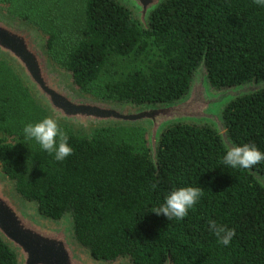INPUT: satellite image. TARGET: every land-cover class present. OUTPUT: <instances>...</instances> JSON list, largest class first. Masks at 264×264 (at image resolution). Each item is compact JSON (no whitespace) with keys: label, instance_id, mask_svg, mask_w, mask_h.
Segmentation results:
<instances>
[{"label":"trees","instance_id":"obj_1","mask_svg":"<svg viewBox=\"0 0 264 264\" xmlns=\"http://www.w3.org/2000/svg\"><path fill=\"white\" fill-rule=\"evenodd\" d=\"M81 35L55 62L84 93L110 57L145 53L149 46L159 53L147 72L108 84L102 97L107 100L136 105L178 100L200 69L216 89L264 83V8L253 0H165L146 26L119 0H86ZM46 46L49 53L52 36ZM0 67L7 65L0 62ZM223 122L232 143H253L264 152V89L231 102ZM1 123L0 133L7 132L3 117ZM111 129L91 138L66 131L72 154L56 161L39 147L29 168L19 167L0 139V169L45 217L58 220L70 213L76 239L95 259L264 264V186L254 176L264 178V162L251 169L227 167L222 163L226 147L214 129L179 124L161 137L155 166L147 144L136 149L108 135ZM189 185L200 187L202 195L187 216L168 221L152 213L172 188ZM209 220L235 229L229 246L217 243ZM0 264H16L1 240Z\"/></svg>","mask_w":264,"mask_h":264},{"label":"water","instance_id":"obj_2","mask_svg":"<svg viewBox=\"0 0 264 264\" xmlns=\"http://www.w3.org/2000/svg\"><path fill=\"white\" fill-rule=\"evenodd\" d=\"M119 1L146 26L150 13L165 0ZM46 45L47 37L37 26L10 16L0 4V62L13 71L35 104L75 136L91 138L107 128L144 130L155 166L160 139L174 125L209 126L227 149L232 142L223 122L224 109L234 100L264 89L263 82L254 81L216 89L200 69L188 93L178 100L140 105L102 100L78 90L71 75L53 62ZM254 176L264 186V178ZM0 240L15 255L16 264H132L129 258L115 262L95 259L76 239L70 213L58 220L45 217L38 203L24 199L16 191L15 181L2 171Z\"/></svg>","mask_w":264,"mask_h":264},{"label":"rangeland","instance_id":"obj_3","mask_svg":"<svg viewBox=\"0 0 264 264\" xmlns=\"http://www.w3.org/2000/svg\"><path fill=\"white\" fill-rule=\"evenodd\" d=\"M85 2L86 0H5L0 4L10 16L21 20L26 18L37 26L45 37H53V47L49 55L58 66L55 61L63 59L82 37ZM158 55L157 49L149 46L145 53L110 57L97 80L90 86V92L85 94L107 100L102 97L106 94L108 84L124 79L131 72H147L149 65ZM7 68L0 67V99H7L6 104H0V123L3 117L6 120L3 125L8 131L1 132L0 139L3 145L8 146L9 155L16 164L21 168H29V157L39 145L26 139L22 129L26 123L38 121L46 116V113L33 99L34 104L30 103L14 79H17L24 89L25 87L13 71L8 66ZM27 93L29 94L28 91ZM62 128L69 131L66 127ZM108 135L114 136L118 141L128 142L136 149L147 144L146 134L140 128H112Z\"/></svg>","mask_w":264,"mask_h":264},{"label":"clouds","instance_id":"obj_4","mask_svg":"<svg viewBox=\"0 0 264 264\" xmlns=\"http://www.w3.org/2000/svg\"><path fill=\"white\" fill-rule=\"evenodd\" d=\"M253 3L264 8V0H253ZM22 132L26 139L35 141L56 161H64L73 152L68 133L56 119L50 116L46 115L38 121L26 123ZM262 162H264V152L253 143L233 142L224 151L222 157V163L233 169H251ZM201 195L202 189L198 186L174 187L164 197L163 203L152 213L157 216L163 215L168 221L181 220L199 202ZM208 226L217 243L224 247L229 246L236 235L234 228L217 223L215 220H209Z\"/></svg>","mask_w":264,"mask_h":264}]
</instances>
